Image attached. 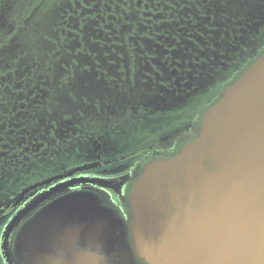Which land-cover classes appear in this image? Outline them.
Listing matches in <instances>:
<instances>
[{
    "label": "flooded vegetation",
    "instance_id": "obj_1",
    "mask_svg": "<svg viewBox=\"0 0 264 264\" xmlns=\"http://www.w3.org/2000/svg\"><path fill=\"white\" fill-rule=\"evenodd\" d=\"M39 1L24 0L21 7L19 0L0 1V21L4 8L23 7L32 20L52 7L58 13L53 40L81 47L77 55L90 68L69 71L80 77L69 80L75 84L54 87L57 95L78 90L76 101L64 92L60 121L50 118L41 131L39 120L38 133L19 132L23 105L14 104L11 121L3 116V75L11 85L17 76L3 68L9 37L0 35V264H24L16 246L26 226L29 242L45 248L42 228L72 216L62 202L67 196H94L128 226L129 197L144 167L194 142L205 113L264 54V0L239 2L230 15L209 14L207 0L203 15L195 0ZM89 233L80 234L83 242H92ZM80 235L63 247L76 248L72 240Z\"/></svg>",
    "mask_w": 264,
    "mask_h": 264
},
{
    "label": "water",
    "instance_id": "obj_2",
    "mask_svg": "<svg viewBox=\"0 0 264 264\" xmlns=\"http://www.w3.org/2000/svg\"><path fill=\"white\" fill-rule=\"evenodd\" d=\"M62 202L72 216L42 228L45 248L22 231V263L264 264V54L205 113L194 142L144 167L129 226L89 194ZM76 234L77 247H63Z\"/></svg>",
    "mask_w": 264,
    "mask_h": 264
},
{
    "label": "trees",
    "instance_id": "obj_3",
    "mask_svg": "<svg viewBox=\"0 0 264 264\" xmlns=\"http://www.w3.org/2000/svg\"><path fill=\"white\" fill-rule=\"evenodd\" d=\"M42 1L40 0L38 3H42ZM243 1L207 0L206 4L209 14L220 10L230 15L240 5L239 2ZM196 3L201 5V8H197V10L203 15L202 9L205 7L203 0H195L194 4ZM23 4H25L24 0H19L17 6L21 7ZM21 9L4 8L2 21H0L1 37L3 39L6 35L9 37V41L5 40L2 44L3 68L8 67L13 75L17 76L16 82H12L11 85L5 78L6 74L3 75L5 81L2 89V107L4 118L9 119L14 104L18 102V106L23 105L18 109V131L32 134L39 132V120L45 124L44 129H41L44 131L46 127H49L50 118L60 121L64 117L60 108L62 102L60 100L64 97V92L69 95L71 100H77L73 94L76 95L78 90L73 88L70 93L57 90L59 92L57 95L54 87L61 86L64 82L68 85L75 84L69 80L74 79L76 75H69L68 72H73L74 69H89L90 66H86L77 55L78 52H82L79 51L81 47L78 49L74 43L62 44L53 40L57 37L54 24L57 22L58 13L52 11V7H43L32 20H29L30 11L24 14L20 12ZM46 16H50L49 27L46 23ZM122 19L124 20V17ZM182 20L183 22L188 21L184 18ZM167 21L170 24L169 27H172L173 21ZM177 23H180L179 19ZM183 28L188 27L184 25ZM171 33V30L167 31L166 36L171 37ZM176 35L183 36V34L175 32L174 36ZM12 40H14L13 43H11ZM14 55H17L16 59H14ZM14 70H16V75ZM62 75H64V79L61 78ZM16 85L19 87L18 89L14 88ZM48 85L52 86L53 90L43 88ZM9 121L11 120L9 119Z\"/></svg>",
    "mask_w": 264,
    "mask_h": 264
},
{
    "label": "rangeland",
    "instance_id": "obj_4",
    "mask_svg": "<svg viewBox=\"0 0 264 264\" xmlns=\"http://www.w3.org/2000/svg\"><path fill=\"white\" fill-rule=\"evenodd\" d=\"M0 1H3V2H4V1H6V0H0Z\"/></svg>",
    "mask_w": 264,
    "mask_h": 264
},
{
    "label": "bare ground",
    "instance_id": "obj_5",
    "mask_svg": "<svg viewBox=\"0 0 264 264\" xmlns=\"http://www.w3.org/2000/svg\"><path fill=\"white\" fill-rule=\"evenodd\" d=\"M129 226V225H128Z\"/></svg>",
    "mask_w": 264,
    "mask_h": 264
}]
</instances>
